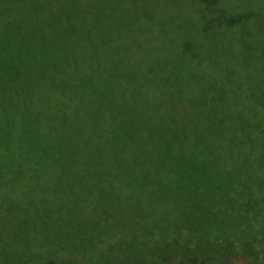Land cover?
<instances>
[{"label": "trees", "instance_id": "obj_1", "mask_svg": "<svg viewBox=\"0 0 264 264\" xmlns=\"http://www.w3.org/2000/svg\"><path fill=\"white\" fill-rule=\"evenodd\" d=\"M239 17L0 0V264H264V58Z\"/></svg>", "mask_w": 264, "mask_h": 264}, {"label": "rangeland", "instance_id": "obj_2", "mask_svg": "<svg viewBox=\"0 0 264 264\" xmlns=\"http://www.w3.org/2000/svg\"><path fill=\"white\" fill-rule=\"evenodd\" d=\"M225 7L230 10L232 15H241L239 18L243 21L235 25L234 31L241 34H244L245 31L252 32V37H257L259 44L255 47L254 54L256 58L258 56L264 58V0H225ZM247 43L249 44V40ZM238 64L239 62L236 63L233 56L230 55L229 66L238 68ZM254 68L260 70L258 64H255Z\"/></svg>", "mask_w": 264, "mask_h": 264}]
</instances>
